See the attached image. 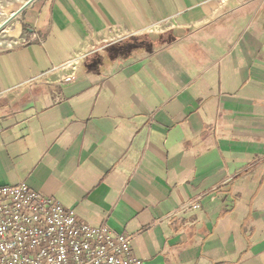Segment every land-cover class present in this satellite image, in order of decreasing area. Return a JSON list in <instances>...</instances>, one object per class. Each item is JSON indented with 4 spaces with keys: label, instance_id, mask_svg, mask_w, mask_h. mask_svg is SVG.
<instances>
[{
    "label": "crops",
    "instance_id": "1",
    "mask_svg": "<svg viewBox=\"0 0 264 264\" xmlns=\"http://www.w3.org/2000/svg\"><path fill=\"white\" fill-rule=\"evenodd\" d=\"M0 44V186L142 264H264V0H34ZM84 51L75 79L38 82Z\"/></svg>",
    "mask_w": 264,
    "mask_h": 264
},
{
    "label": "built area",
    "instance_id": "2",
    "mask_svg": "<svg viewBox=\"0 0 264 264\" xmlns=\"http://www.w3.org/2000/svg\"><path fill=\"white\" fill-rule=\"evenodd\" d=\"M86 57L78 51L28 80L69 83ZM0 264H142L129 239L106 224L91 226L24 182L0 186Z\"/></svg>",
    "mask_w": 264,
    "mask_h": 264
},
{
    "label": "rangeland",
    "instance_id": "3",
    "mask_svg": "<svg viewBox=\"0 0 264 264\" xmlns=\"http://www.w3.org/2000/svg\"><path fill=\"white\" fill-rule=\"evenodd\" d=\"M27 1L28 0H0V26ZM14 24V20H12L0 31V44H7L12 41L10 35Z\"/></svg>",
    "mask_w": 264,
    "mask_h": 264
},
{
    "label": "water",
    "instance_id": "4",
    "mask_svg": "<svg viewBox=\"0 0 264 264\" xmlns=\"http://www.w3.org/2000/svg\"><path fill=\"white\" fill-rule=\"evenodd\" d=\"M34 0H28L18 11H16L15 13H13L11 15V17L9 19H7L1 26H0V31L2 29H4V27L6 25H8L15 17H17L23 10L26 6H28L31 2H33Z\"/></svg>",
    "mask_w": 264,
    "mask_h": 264
}]
</instances>
